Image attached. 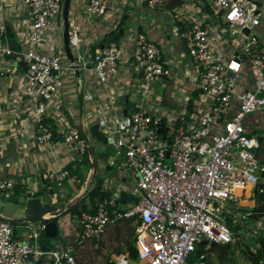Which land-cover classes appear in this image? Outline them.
<instances>
[{
  "label": "built area",
  "instance_id": "obj_1",
  "mask_svg": "<svg viewBox=\"0 0 264 264\" xmlns=\"http://www.w3.org/2000/svg\"><path fill=\"white\" fill-rule=\"evenodd\" d=\"M17 2L28 7L31 19L20 50L21 88L33 102L34 139L49 145L53 132L44 119L53 118L49 107L60 108L55 96L62 66L56 51L61 0ZM199 7L198 17L181 19L177 25V35L195 65L194 93L173 117L161 118L136 107L121 115L117 128L101 131L104 144L121 155L123 174L114 186H104L107 194L90 209L74 216L76 242L99 237L115 219L133 218V244L137 259L145 264H211L204 252L197 253L196 260L188 259L198 246L234 243L240 229L232 225L252 216L241 210V201L246 192L256 187L261 191L264 185V164L250 150L257 141L248 135L250 115L264 108V34L255 31L261 24L258 4L256 0H199ZM85 9L103 15L106 5L104 0H87ZM2 31L0 25V58L12 53ZM120 57L116 41L98 46L90 74L105 84ZM131 57L137 68V89L141 95L148 94L152 83L168 74L169 62L142 32L135 33ZM7 71L4 67L0 75ZM160 122L162 132L157 130ZM60 143L71 155L70 167L81 163L87 143L79 128L62 130ZM67 175L66 166L42 173L53 184ZM12 185L0 179V190ZM121 192L126 194L124 202L119 201ZM257 228L251 227L250 234L264 233ZM43 260L78 264L71 243L56 240L42 251L35 232L15 237L11 224L0 218V264Z\"/></svg>",
  "mask_w": 264,
  "mask_h": 264
},
{
  "label": "crops",
  "instance_id": "obj_2",
  "mask_svg": "<svg viewBox=\"0 0 264 264\" xmlns=\"http://www.w3.org/2000/svg\"><path fill=\"white\" fill-rule=\"evenodd\" d=\"M86 1H69L68 45L72 62L64 55L60 18L56 19V51L59 52L62 66L55 100L60 104V108L56 111L53 107L48 108L49 118L52 116L54 119H50L54 133L50 144L45 145L37 143L34 139L33 102L25 96L21 88L24 64L20 50L24 47L22 41L31 20L28 7L17 0H0L2 37L12 47L10 55L0 58V70L4 67L9 69L0 75V179L37 193L34 196H23L21 192H13L12 187L4 188L0 191V218L24 215L25 200L30 197H38L41 202L49 203L52 208L67 207L79 199L85 189L100 179L103 188L106 186V178H110V185L114 186L115 180L123 174L122 157L113 147L104 144L103 140L91 138L88 127L97 123L98 130L105 134L106 129L117 128V121L123 113L136 107L161 118L173 117L194 93L197 73L182 40L177 35V25L181 19L200 15L199 0H180L178 4L171 6L167 5L169 0H157L152 5L148 4L147 0H104L106 12L103 15L86 11ZM256 2L261 24L255 31L263 35L264 0ZM127 6L131 8L124 19ZM110 31H114V36L118 35L116 42L121 50V57L115 70L108 73L107 81L103 84L98 82L89 70L93 65L97 42ZM136 32H142L151 39L159 47L161 57L169 62L168 74L161 82H154L151 91L143 95L137 89V68L131 57ZM71 64L77 66L78 75H75ZM79 89H82L80 107L77 103ZM129 104H132V107L128 106ZM71 126L79 128L82 135L91 140L96 158L95 172L91 174L89 161L81 162L77 171L68 174L59 184L47 183L42 177L44 170H55L65 166L70 160L71 155L63 149L60 138L62 130ZM254 148L255 156L264 164V146L257 143ZM99 169L103 173L97 177ZM104 171L107 172L106 177ZM241 205V208L245 209L253 205L252 191L246 192ZM55 222L57 240L71 243L74 254L82 243L75 240L77 227L74 218L64 212L55 217ZM39 224L20 222L14 225L20 228L19 234L25 238L39 227ZM111 259L115 264H128L129 257L120 253ZM132 260L134 264H145L136 258ZM40 264H45L44 260Z\"/></svg>",
  "mask_w": 264,
  "mask_h": 264
},
{
  "label": "trees",
  "instance_id": "obj_3",
  "mask_svg": "<svg viewBox=\"0 0 264 264\" xmlns=\"http://www.w3.org/2000/svg\"><path fill=\"white\" fill-rule=\"evenodd\" d=\"M180 0H169L168 6L178 4ZM122 22V21H120ZM118 35L114 36V31H110L105 34L99 41L97 45H106L110 41H116ZM44 122L48 124L54 133V128L51 121L47 118L44 119ZM81 162L88 163L87 154L84 152ZM79 163H77L73 168L67 163L65 166L68 169V174H73L77 171ZM78 176V174H77ZM79 177V176H78ZM12 191L19 193L21 192L23 196H34L37 193L31 192L26 189H23L19 185H13ZM107 194V190L102 188L101 181L95 182L91 187H88L84 194L77 199L73 204H71L65 212L69 214L70 217H73L78 214L80 211L90 209L93 204L99 200L101 197ZM242 211H250L252 215L257 216L258 212L264 211V185L261 187V191L256 187L253 191V205L250 208H241ZM136 221L133 218H120L115 219L112 222V232L114 238L118 242V245L112 248L111 253L118 255L121 251H125L127 256L131 259H137L136 250L133 244L134 238V227ZM96 238H92L94 241ZM242 242V241H240ZM76 243V242H75ZM239 245V241L236 240L234 243H212L210 246L203 248L198 246L196 253L204 252L207 260L211 264H238L236 260V255L234 250L241 248V251L246 254L244 264H264V233L256 236L254 241V248H251L242 243ZM237 245V246H236ZM75 246V245H74ZM192 261L188 259V262ZM78 264L80 261H77ZM101 264H115L114 260L108 256L101 262Z\"/></svg>",
  "mask_w": 264,
  "mask_h": 264
},
{
  "label": "water",
  "instance_id": "obj_4",
  "mask_svg": "<svg viewBox=\"0 0 264 264\" xmlns=\"http://www.w3.org/2000/svg\"><path fill=\"white\" fill-rule=\"evenodd\" d=\"M69 1L70 0H61L59 18H60V25H61L60 37H61L62 49L64 51L65 57L70 62H72V56H71L69 45H68L69 34H68V18L67 17H68ZM130 8H131L130 6L126 7V11L123 15L124 19L127 18ZM248 27L249 25L243 28L244 33L247 32ZM71 67L73 68L75 75H78L77 66L71 64ZM77 103H78V107H80L82 104V89H79L78 91ZM128 106L132 107V104H129ZM162 129H163V125L160 122L158 123L157 130L158 132H162ZM88 132H89L90 137L93 139H97L99 141L103 139V133L98 130L97 123L91 124L88 127ZM85 141L87 143L86 152H87V158H88L89 165H90V172L91 174H93L96 169V158L94 155L93 147L90 143L91 140L85 137ZM125 197H126V194L121 192L119 196V201L124 202ZM74 202H72L71 204H73ZM71 204H69L67 207L61 206V207L52 208V206L49 203L41 202L38 197H30L25 200V206L23 209L24 215H22L21 217H7L4 219L10 224H17L20 222H26L30 224L40 223L41 226L37 227L33 232H35L36 234L38 248L42 251H47L53 246V244L57 240L56 238L57 228H56L55 217L64 213ZM42 214H46V215H42ZM257 216H264V211L258 212ZM247 217H250V215H247ZM252 217H255V215H252ZM201 243H204V241H202Z\"/></svg>",
  "mask_w": 264,
  "mask_h": 264
},
{
  "label": "rangeland",
  "instance_id": "obj_5",
  "mask_svg": "<svg viewBox=\"0 0 264 264\" xmlns=\"http://www.w3.org/2000/svg\"><path fill=\"white\" fill-rule=\"evenodd\" d=\"M248 121L250 127V129L248 130V135L253 136L254 139L257 141V143L264 146V108L259 111H255V113L250 115ZM250 150L255 152L256 148L252 147L250 148ZM102 173L100 172L99 169L96 176L100 177ZM104 174H105L104 177H106L107 172L104 171ZM108 174H109L108 176H110V173ZM109 179L110 178L108 179L106 178L105 180L106 186L110 185ZM99 181H101L102 183V179H100ZM241 220H242V224H241L242 226L239 224L232 225L235 230L237 228L240 229L237 238V240L239 241V245H243L242 243L244 242L245 245L254 248V241L256 237L250 234V228L251 227L257 228V225H259L257 229L259 232H262L264 230V216L242 217ZM237 223H240L239 219H237ZM243 225H244V230L242 229ZM11 227L14 230L13 234L15 235V237L23 238V236L19 234L20 228H18L17 225L11 224ZM60 241L63 242L62 240ZM116 245H118V242L114 238V234L112 232V222H110L106 226L104 233L99 237H97L94 241L92 239H86L83 240L82 243L78 245V249L74 252L75 259L76 261H80V263L82 264H101V262L105 259L106 256H108L109 258L114 257L115 254L111 253V250ZM238 247L239 246H237V249L234 250V254L236 255V260L238 261V264H244L245 263L244 259L246 254L241 251V248L238 250ZM120 253L126 254L124 250L121 251ZM189 259L196 260L197 255L191 254L189 256ZM128 264H134V261L131 258H129Z\"/></svg>",
  "mask_w": 264,
  "mask_h": 264
}]
</instances>
